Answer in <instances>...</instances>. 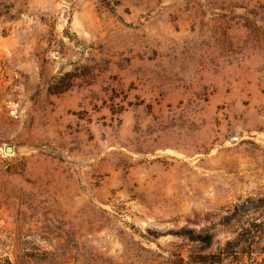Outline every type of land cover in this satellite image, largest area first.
Masks as SVG:
<instances>
[{"label": "rangeland", "instance_id": "374dc122", "mask_svg": "<svg viewBox=\"0 0 264 264\" xmlns=\"http://www.w3.org/2000/svg\"><path fill=\"white\" fill-rule=\"evenodd\" d=\"M241 233L264 260V0H0V264Z\"/></svg>", "mask_w": 264, "mask_h": 264}, {"label": "trees", "instance_id": "16d2710c", "mask_svg": "<svg viewBox=\"0 0 264 264\" xmlns=\"http://www.w3.org/2000/svg\"><path fill=\"white\" fill-rule=\"evenodd\" d=\"M201 241V249L211 245V237L209 235L201 236ZM252 245L253 242L248 243V236L241 233L237 241L228 242L226 247L222 248L218 253L208 255L197 254L198 256H195L194 262L195 264H246L242 260H239V257L247 253L251 258V253L253 252ZM229 257H232V260L225 263ZM258 264H264V260Z\"/></svg>", "mask_w": 264, "mask_h": 264}, {"label": "water", "instance_id": "95a60500", "mask_svg": "<svg viewBox=\"0 0 264 264\" xmlns=\"http://www.w3.org/2000/svg\"><path fill=\"white\" fill-rule=\"evenodd\" d=\"M12 150H13V149H12L11 147H8V148L6 149L7 152H12Z\"/></svg>", "mask_w": 264, "mask_h": 264}]
</instances>
